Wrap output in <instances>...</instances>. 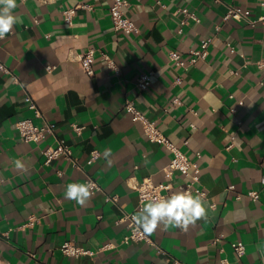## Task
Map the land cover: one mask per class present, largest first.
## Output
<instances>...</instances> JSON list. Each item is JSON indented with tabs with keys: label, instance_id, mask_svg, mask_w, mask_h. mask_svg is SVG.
Returning <instances> with one entry per match:
<instances>
[{
	"label": "crops",
	"instance_id": "crops-1",
	"mask_svg": "<svg viewBox=\"0 0 264 264\" xmlns=\"http://www.w3.org/2000/svg\"><path fill=\"white\" fill-rule=\"evenodd\" d=\"M126 1V16L139 28L132 34L114 28L112 0H17L13 14L20 22L0 40V58L12 70L0 73V264H220L222 258L264 264V22L248 21L263 14L261 0ZM232 5L250 10L249 19L226 20ZM73 7L70 25L64 10ZM184 8L199 20L184 22ZM210 36L205 59L186 67L171 60V51L189 60V51ZM89 48L97 53L92 76L78 56ZM47 65L55 67L48 71ZM146 71L154 72L152 83L141 90L137 81ZM27 93L43 118L28 107ZM127 99L190 158L202 154L207 219L187 231L161 225L150 234L167 254L142 241L125 243L128 227L117 223L121 206L131 211L140 204L134 179L165 181L163 168L173 158L132 120ZM25 118L54 123L81 167L64 157L45 164L43 152L56 137L24 141L15 123ZM73 123L84 126L81 134ZM108 148L111 165L103 158ZM95 149L102 156L88 163ZM88 176L103 190L84 206L65 199V186L84 184ZM175 177L187 180L180 172ZM251 190L260 192L258 200L249 197ZM106 193L118 195V203L107 201ZM66 240L95 253L66 256L60 249ZM238 241L246 244L242 258L232 247Z\"/></svg>",
	"mask_w": 264,
	"mask_h": 264
},
{
	"label": "built area",
	"instance_id": "built-area-1",
	"mask_svg": "<svg viewBox=\"0 0 264 264\" xmlns=\"http://www.w3.org/2000/svg\"><path fill=\"white\" fill-rule=\"evenodd\" d=\"M261 5L264 8V0H261ZM128 5L126 0H112L110 7L112 22L114 28L117 31H122L127 34H132L139 31L138 26L130 18L126 16L125 7ZM85 8L92 9L90 5H82ZM78 7H73L64 10V19L68 24H73L74 17L76 15ZM185 15L184 22L187 18L192 17L197 20L198 17L196 14L186 8L180 9ZM251 14L250 10H242L239 7L234 5L228 7V11L225 15V19H236L243 20L249 19ZM250 23L255 24L257 22H264V12L257 19H249ZM213 41V37L204 38L199 47L191 49L189 51L190 58L185 60L182 57V54L179 52L171 51L170 58L175 61L178 65L183 67L188 66L189 64H196L198 61L205 59L209 54V46ZM231 52H235V47L229 45ZM96 49L89 48L86 51L80 53L79 62L83 71L92 76L95 73L94 61L96 59ZM103 58L106 61L108 67L117 69L114 59L106 53H102ZM260 66H264V61L259 62ZM54 65H47V70L52 71ZM0 73L11 74L12 70L10 67L0 58ZM154 75L153 71H146L140 74L138 78V86L141 90H146L152 83V77ZM233 97V95H231ZM28 107L33 109L37 117L43 118V112L37 104L36 100L32 97L30 93L26 94L25 97ZM179 101L178 98L174 99V103ZM242 103V101H240ZM124 109L130 114L131 118L135 122H141L143 125V130L148 139L153 142H157L165 145L173 152V158L170 163L163 168V173L165 176V181L156 183L152 178L148 177L143 180L134 179L131 183V187L138 192L140 199V204L137 209L128 211L121 206L122 215L117 219V223H124L129 230V233L124 237L125 243L130 242H145L156 247L159 253L167 254L166 251L158 244L149 234H144L142 231H137L132 217L136 215L140 209L143 207V204L146 201H151L152 199H159L161 197H168L175 192H190L193 195L199 194L201 199L206 200L208 198L207 191L199 186L201 181L202 167L200 165L199 159L202 157L200 152L196 153L197 160L190 158L180 146L175 144L170 140L167 135L158 127L155 121L151 120L143 111H141L133 99H127L124 105ZM231 110L235 112L237 110V105L231 107ZM196 113V111H194ZM194 128L196 125L191 124ZM15 127L18 130L20 136L24 141L30 142H39L43 139L46 134H52L56 137V143L49 145L44 150L45 164L49 165L54 159L59 157H64L73 161L78 167H81L78 160L73 156V150L71 146L66 142L65 139L57 137L56 125L49 121H44L43 124H36L32 118H25L17 121ZM73 128L78 134L82 133L84 126L73 123ZM235 137L232 136V140ZM189 139L184 141V144H188ZM234 143L231 141L228 145V148L233 147ZM102 156V152L95 149L91 152V156L88 159V163H92L98 157ZM180 172L182 175L187 177L186 181L178 182L175 174ZM91 182L94 187L92 189L93 193L99 190H103V187L95 179L88 176L86 183ZM230 188H234V185H230ZM249 197L254 200L260 198V192L258 190H251L248 193ZM105 199L114 203H118L119 196L116 194H105ZM215 204H212L214 206ZM223 237L222 234L217 236L213 242L217 243ZM111 245H106L103 248H109ZM232 247L239 258H242L246 253V244L242 241L232 242ZM62 253L66 256L80 257L83 255H92L95 253L94 250L88 249L83 246H79L73 241L66 240L60 246ZM220 264H230L228 258H222Z\"/></svg>",
	"mask_w": 264,
	"mask_h": 264
},
{
	"label": "clouds",
	"instance_id": "clouds-1",
	"mask_svg": "<svg viewBox=\"0 0 264 264\" xmlns=\"http://www.w3.org/2000/svg\"><path fill=\"white\" fill-rule=\"evenodd\" d=\"M54 2V0H53ZM17 7V0H0V40H3L20 22L19 17L13 14ZM111 149H105L103 158L111 165ZM17 168H23L17 160ZM94 185L91 182L80 184L70 183L65 186V199L75 201L84 206L93 195ZM136 230L144 234H152L161 225L165 229L169 226L187 231L189 225L197 220L207 219V209L199 194L190 192H175L168 197L152 199L132 217Z\"/></svg>",
	"mask_w": 264,
	"mask_h": 264
}]
</instances>
